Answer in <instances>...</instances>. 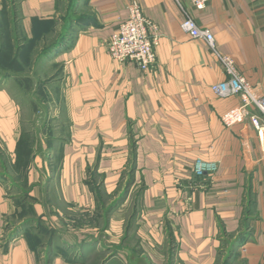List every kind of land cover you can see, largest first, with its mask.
I'll list each match as a JSON object with an SVG mask.
<instances>
[{"label":"crops","instance_id":"0c3cea01","mask_svg":"<svg viewBox=\"0 0 264 264\" xmlns=\"http://www.w3.org/2000/svg\"><path fill=\"white\" fill-rule=\"evenodd\" d=\"M132 1L159 33L147 71L113 60L105 46ZM180 1L264 94V0H210L202 11ZM80 4L91 19L49 34L55 49L33 59L39 74L59 65L50 80L59 105L25 162L17 152L22 99L13 92L22 83L0 75V238L6 225L7 233L25 219L40 224L0 246V264H264V141L249 123L222 124L237 99L212 92L225 78L219 59L182 30L175 0ZM8 15L18 20V44L37 51L41 29L57 19L56 0H0V20ZM197 159L218 168L196 176ZM20 187L32 210L23 217Z\"/></svg>","mask_w":264,"mask_h":264},{"label":"built area","instance_id":"2783aa9c","mask_svg":"<svg viewBox=\"0 0 264 264\" xmlns=\"http://www.w3.org/2000/svg\"><path fill=\"white\" fill-rule=\"evenodd\" d=\"M183 12L180 27L192 39L206 41L212 53L219 59L225 78L211 86L212 92L219 98L234 96L236 105L221 115L225 127L249 123L260 140L264 141V94L260 85L252 84L227 55L219 53L209 29L200 27L180 0H175ZM210 0H188L196 11H202ZM129 15L119 22L115 31L108 37L105 46L109 56L117 62H132L141 71H147L156 62V45L159 33L155 24L144 15L138 1L129 5ZM218 161L197 159L193 165L196 176L214 173Z\"/></svg>","mask_w":264,"mask_h":264},{"label":"rangeland","instance_id":"374dc122","mask_svg":"<svg viewBox=\"0 0 264 264\" xmlns=\"http://www.w3.org/2000/svg\"><path fill=\"white\" fill-rule=\"evenodd\" d=\"M79 0H58V9L56 16L58 17V26L64 27L65 24L69 23L72 15H81L84 10V5L81 4L76 8L73 14L74 5H78ZM79 8V9H78ZM12 11H15L14 8ZM63 23V24H62ZM7 57L13 56L12 50H4ZM4 59V60H3ZM27 62L21 65L10 63L9 59L0 57V75L4 78H11L15 76L22 84L18 88L14 89V95L22 99L21 106V121L19 125V141H18V160L27 161L28 157L26 148L30 147L31 151H36L39 147L40 138L45 135L46 124L48 123L49 129H52V119L53 113H57L59 102L57 101L59 95V86L56 82L51 83L50 80L53 79V75L59 73V65H54L45 73H36L35 65L31 57H27ZM35 79L38 82L44 80L47 83L44 86L36 85ZM48 86V87H47ZM20 99V100H21ZM55 111V112H54ZM54 114V115H55ZM51 116V117H50ZM131 184V183H130ZM130 184L127 186L130 188ZM21 192H23V187H20ZM25 197V196H20ZM101 204H104V198H101ZM27 205L25 204V207ZM24 207V208H25ZM23 206H20L21 210ZM224 248H227V244H223ZM225 257V255H224ZM216 264H223L219 259Z\"/></svg>","mask_w":264,"mask_h":264},{"label":"trees","instance_id":"16d2710c","mask_svg":"<svg viewBox=\"0 0 264 264\" xmlns=\"http://www.w3.org/2000/svg\"><path fill=\"white\" fill-rule=\"evenodd\" d=\"M76 8H77V5H74L73 11H72L73 14L75 13ZM57 9H58V0H56V12H57ZM4 14L7 15L8 13L4 12ZM90 19H91V17H89L88 15H84V14L76 15V14H74L70 18L69 23L65 24L64 27H61V28L57 27L58 22H59L58 17H57V19L55 18V19H52L51 21L46 22L47 24L45 25V27L43 29H41V32H42L41 35L43 37L37 39V44L40 45L41 48L37 51H31L29 49L23 50L28 45L33 46L30 43L26 42L24 39H21V41H20L21 45L18 44V40H17V36H16V34L18 32V20H17V18L14 16L12 17L10 15H8V17L2 16V19L0 20V57L8 59L4 50L9 48L10 50H12V52H14L13 56H11L9 58H12V60H14V63H16V64H18L17 63L18 59H21V63L19 65L26 63L27 62L26 59L28 56L31 57L32 60L33 59L42 60V59L46 58L47 56H49L50 53H52V51L56 47L55 44H53L52 46L48 45L47 40H48L49 34H56L57 35L59 33H62L65 29L67 30V27L69 28L73 23H75L77 21L86 22ZM12 40H14V42H12ZM7 54L9 55V53H7ZM9 60H10V63H12V60L11 59H9ZM14 63H12V65ZM26 151H28L27 156H29V152L31 151V148L30 147L26 148ZM133 171H134V165H131L124 172L123 177H127V180L125 182V186L123 187V189L120 193V198H118V200L122 199L125 196V194L128 190L127 186L130 184V180H131ZM22 191L23 192H21V190L19 189V192H18L19 195H18V198L16 200V204L18 207L23 206V208L18 213L19 217L26 216L29 212H32L29 200L27 198V192H26L25 187H23ZM92 191L94 192L96 199L102 198L101 192L99 191V189L97 187H92ZM20 196H25V197L22 198ZM25 204L27 205L26 207H25ZM34 221L36 222L37 226H40L39 221L34 219V218L25 219V221L20 223L19 225L13 226V228L10 229L7 233H6V228H7V225H6L4 233L2 234V237L0 238V246H4V244L7 242V240L8 241L11 240V238L14 237V234L17 233L21 228L29 226Z\"/></svg>","mask_w":264,"mask_h":264}]
</instances>
